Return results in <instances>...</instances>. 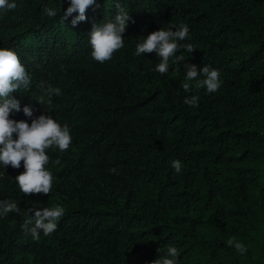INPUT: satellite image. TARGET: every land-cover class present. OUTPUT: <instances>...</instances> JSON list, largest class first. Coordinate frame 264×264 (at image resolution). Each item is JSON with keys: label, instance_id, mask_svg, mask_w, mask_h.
<instances>
[{"label": "trees", "instance_id": "obj_1", "mask_svg": "<svg viewBox=\"0 0 264 264\" xmlns=\"http://www.w3.org/2000/svg\"><path fill=\"white\" fill-rule=\"evenodd\" d=\"M15 2L0 11V47L30 75L29 88L11 95L32 116L10 118L50 115L72 141L47 150L49 195L20 193L23 162L0 165V200L21 209L0 217V264H150L168 246L177 264H264V0H96L76 26V13L62 19L69 0ZM116 3L130 17L124 47L100 63L88 33L114 17ZM181 24L189 28L181 43L196 49L177 50L183 59L167 73L154 70L155 52L136 55L150 32ZM187 64L218 70L220 89L190 81L184 91ZM49 85L61 94L45 95ZM194 95L198 106L184 103ZM55 206L65 210L57 229L34 241L25 221Z\"/></svg>", "mask_w": 264, "mask_h": 264}, {"label": "clouds", "instance_id": "obj_2", "mask_svg": "<svg viewBox=\"0 0 264 264\" xmlns=\"http://www.w3.org/2000/svg\"><path fill=\"white\" fill-rule=\"evenodd\" d=\"M95 3L96 0H69L67 8L63 11V21L73 13H76L71 20L73 26L85 21L86 10ZM114 7L117 9L114 17L104 23L94 22L88 33L91 57L100 63L110 60L116 51L124 47L122 34L130 17L119 3ZM16 8L15 0H0V11L8 12ZM43 12L49 18L57 15L53 7L45 6ZM188 34L189 28L186 24H181L176 30L152 31L136 44L135 53L139 56L143 53L155 52L159 57V63L154 70L165 74L169 71L170 61L176 63L183 59L180 55L174 56L177 50L183 49L191 53L196 49L191 44L181 43L188 38ZM186 67L185 82L182 85L184 91L191 90L190 81H196L195 87L204 88L208 93H215L220 89L222 81L218 70L206 65L199 70L195 64H187ZM200 76H203V79H199ZM30 83V75L18 54L10 48L0 47V165L3 168L6 166L20 168L23 162L24 171L14 178L20 193L49 195L54 176L46 167L50 161L47 150L52 148L60 152L67 151L72 136L67 124L61 126L50 115L41 114L32 119L30 124L24 120L10 118L12 113L21 110L25 116H32V109L29 106L21 109L20 101L11 95L13 92H20L21 89L27 90ZM44 92L49 97L61 94L59 88L50 85L44 89ZM37 101L40 104L44 103L43 97L38 98ZM198 101L199 97L195 95L184 99V103L192 107L198 106ZM56 163L59 161L57 160ZM171 167L179 174L182 168L181 161H172ZM13 212L21 214L17 203L0 200V217ZM64 214L65 210L62 206L43 207L34 211L32 218L25 221L24 227L32 239L38 242L41 233L47 237L57 229L58 221ZM228 244L241 254L247 251L246 247L234 238H230ZM157 251L159 252L160 249ZM178 255L176 247L168 246L166 255L158 256L150 264H177Z\"/></svg>", "mask_w": 264, "mask_h": 264}]
</instances>
